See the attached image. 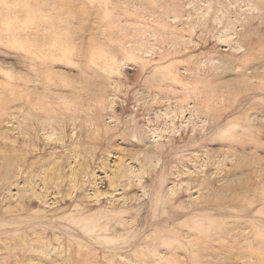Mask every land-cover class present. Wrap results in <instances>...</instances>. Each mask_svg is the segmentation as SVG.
<instances>
[{
    "label": "rangeland",
    "instance_id": "374dc122",
    "mask_svg": "<svg viewBox=\"0 0 264 264\" xmlns=\"http://www.w3.org/2000/svg\"><path fill=\"white\" fill-rule=\"evenodd\" d=\"M0 264H264V0H0Z\"/></svg>",
    "mask_w": 264,
    "mask_h": 264
},
{
    "label": "bare ground",
    "instance_id": "6f19581e",
    "mask_svg": "<svg viewBox=\"0 0 264 264\" xmlns=\"http://www.w3.org/2000/svg\"><path fill=\"white\" fill-rule=\"evenodd\" d=\"M36 53H39V51L37 50ZM46 57V56H45Z\"/></svg>",
    "mask_w": 264,
    "mask_h": 264
}]
</instances>
